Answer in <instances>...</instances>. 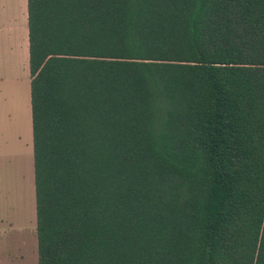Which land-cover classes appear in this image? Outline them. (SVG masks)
<instances>
[{
  "label": "trees",
  "instance_id": "trees-1",
  "mask_svg": "<svg viewBox=\"0 0 264 264\" xmlns=\"http://www.w3.org/2000/svg\"><path fill=\"white\" fill-rule=\"evenodd\" d=\"M37 264H264V0H27Z\"/></svg>",
  "mask_w": 264,
  "mask_h": 264
},
{
  "label": "crops",
  "instance_id": "crops-1",
  "mask_svg": "<svg viewBox=\"0 0 264 264\" xmlns=\"http://www.w3.org/2000/svg\"><path fill=\"white\" fill-rule=\"evenodd\" d=\"M28 46L27 0H0V152L15 158L35 200Z\"/></svg>",
  "mask_w": 264,
  "mask_h": 264
},
{
  "label": "rangeland",
  "instance_id": "rangeland-1",
  "mask_svg": "<svg viewBox=\"0 0 264 264\" xmlns=\"http://www.w3.org/2000/svg\"><path fill=\"white\" fill-rule=\"evenodd\" d=\"M29 182L15 158L0 152V264H37L35 200Z\"/></svg>",
  "mask_w": 264,
  "mask_h": 264
}]
</instances>
